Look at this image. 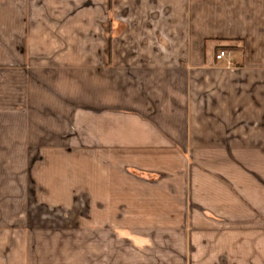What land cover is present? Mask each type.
Segmentation results:
<instances>
[{
  "label": "crops",
  "instance_id": "crops-1",
  "mask_svg": "<svg viewBox=\"0 0 264 264\" xmlns=\"http://www.w3.org/2000/svg\"><path fill=\"white\" fill-rule=\"evenodd\" d=\"M58 143L60 231L0 264H264V0H0V152Z\"/></svg>",
  "mask_w": 264,
  "mask_h": 264
},
{
  "label": "rangeland",
  "instance_id": "rangeland-1",
  "mask_svg": "<svg viewBox=\"0 0 264 264\" xmlns=\"http://www.w3.org/2000/svg\"><path fill=\"white\" fill-rule=\"evenodd\" d=\"M233 63L231 67L238 65L235 59ZM53 146L58 150L49 156L48 159L53 157L49 167L39 159L35 168H29L28 153L14 151L12 145L8 146L10 150L0 152V257H12L15 252L24 255L26 241L32 237L39 239L41 233L44 236L45 227L55 226L50 230L60 231L57 225L66 217L61 203L67 201L48 199L47 195L76 190L78 180L73 159L69 157L73 167H63L61 160L68 156L60 150L59 143ZM19 240L20 247L14 244Z\"/></svg>",
  "mask_w": 264,
  "mask_h": 264
},
{
  "label": "built area",
  "instance_id": "built-area-1",
  "mask_svg": "<svg viewBox=\"0 0 264 264\" xmlns=\"http://www.w3.org/2000/svg\"><path fill=\"white\" fill-rule=\"evenodd\" d=\"M216 60L217 61H224L226 62L228 67L233 66V53L231 51H226V50H220L218 51V53L216 54Z\"/></svg>",
  "mask_w": 264,
  "mask_h": 264
},
{
  "label": "trees",
  "instance_id": "trees-1",
  "mask_svg": "<svg viewBox=\"0 0 264 264\" xmlns=\"http://www.w3.org/2000/svg\"><path fill=\"white\" fill-rule=\"evenodd\" d=\"M238 46V45H237ZM235 47V46H233V47H226V48H221V49H219L218 51H220V50H226V51H234V50H242L243 49V46H240V47ZM218 51H217V53H218ZM216 53V54H217Z\"/></svg>",
  "mask_w": 264,
  "mask_h": 264
}]
</instances>
